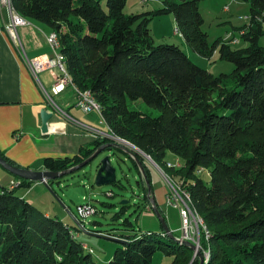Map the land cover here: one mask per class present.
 Masks as SVG:
<instances>
[{
    "label": "trees",
    "instance_id": "trees-1",
    "mask_svg": "<svg viewBox=\"0 0 264 264\" xmlns=\"http://www.w3.org/2000/svg\"><path fill=\"white\" fill-rule=\"evenodd\" d=\"M202 1L162 0L156 10L130 15L127 0H106L105 10L99 0H11V6L57 33L71 81L92 93L112 136L160 167H167L168 154L181 163L173 172L190 180L185 190L209 234L207 264H264V0H240L249 6V20L237 29L245 31L238 49L222 38L208 42ZM166 15L191 52L204 59L217 54L232 64L231 72L214 76L178 45L156 44L149 24ZM140 102L157 113L134 107ZM111 142L97 138L72 156L42 159L35 170H67ZM139 161L151 182V169ZM13 179L15 189L0 184V264H94L68 224L17 195L34 182ZM142 204L148 205L144 194ZM159 232L129 237L107 264H151L157 251L171 258L168 264H188L191 250Z\"/></svg>",
    "mask_w": 264,
    "mask_h": 264
},
{
    "label": "rangeland",
    "instance_id": "rangeland-1",
    "mask_svg": "<svg viewBox=\"0 0 264 264\" xmlns=\"http://www.w3.org/2000/svg\"><path fill=\"white\" fill-rule=\"evenodd\" d=\"M161 1L162 0H127L124 13L126 15L141 13V11H139L141 6L156 10L161 7ZM99 3L105 10L106 0H99ZM225 7L228 8V11L224 12ZM200 13L204 20L202 27L203 31L207 34L208 42L212 43L216 39L222 38L226 32L229 34L234 33L237 37V29L246 24L245 19L249 16V6L247 3L240 0H203L200 4ZM161 21H163L162 23L165 22V20ZM163 27L165 29L166 26ZM149 28L151 29L150 25ZM173 29L174 27H169L167 30H170L173 34ZM234 29L235 32H231V30ZM171 37L173 43H180V37L174 35ZM157 42L158 41L155 43L157 44ZM259 44L264 47V36L260 39ZM244 46L245 43L239 39L238 44L231 47L233 49H238ZM187 49L189 54L187 55L188 58L194 64L210 72L214 76L221 73H230L233 69L232 64L220 61L217 54L210 59H204L193 54L189 48ZM57 98V96L53 97L56 103ZM134 107H139L142 111L151 114L157 113L154 109H151L141 102ZM107 154L109 153H102L86 167L53 181L49 188L42 184H37L34 186L32 185L30 191L28 189L17 190V195L19 196L26 192L25 199L40 211H48L51 216L62 218V220L72 228L78 241L84 243L88 251H91V259L94 264H107L113 258L115 250L117 248H122L123 243L133 235L140 236L147 231L151 233H158L159 231L163 234L165 233L160 228L158 219L151 210L147 197L146 184L144 185V191H141L140 185L137 182L139 178L138 172L130 159L123 155L118 158L113 155L111 156V163L116 169V176L118 179L121 178V186L113 184L96 187L93 185L96 167L100 159ZM136 156L138 159H143L147 169H151L152 180L151 182L147 180L151 188L150 195L153 196L155 202L157 201L159 204L161 208L160 213L171 234L179 238L181 225L178 212L167 204V198L170 197L173 190L182 196V192L185 191V187L190 180L186 179L184 173L175 174L173 172L180 169L182 166L177 158L171 154L167 155V162L172 165L179 162L178 168L160 167L149 156L147 157V155L142 156L140 153H136ZM168 170H172V172ZM0 172V184L9 188V183L2 177H6L9 180H12L13 177L2 168H0ZM198 174L200 173L198 172ZM164 175L167 177V180ZM201 177L205 182L209 180L207 173H204ZM109 194H111V196ZM143 194L148 202L146 207L142 204ZM83 198H85V200ZM122 201H128V203L121 205ZM85 202L91 203L96 208L97 212L95 215L83 221V227L79 229L75 221L77 220L75 207ZM91 234H100L114 240L95 237ZM208 239L209 238H204L202 225L197 224V226H194L192 240L188 242L196 246L199 240L200 247L198 251L202 257L201 264H207L210 259V247L208 243H206ZM177 243L183 245L182 243ZM170 259L171 258L165 256L161 251H157L153 255L151 264H168ZM196 262L199 264V257L191 250L188 264Z\"/></svg>",
    "mask_w": 264,
    "mask_h": 264
},
{
    "label": "crops",
    "instance_id": "crops-1",
    "mask_svg": "<svg viewBox=\"0 0 264 264\" xmlns=\"http://www.w3.org/2000/svg\"><path fill=\"white\" fill-rule=\"evenodd\" d=\"M149 10L151 9L141 6L139 11ZM159 18H154L149 24L154 42L173 43L171 36L174 34L167 30L169 27H176L173 16L166 15ZM25 20L27 25L16 28L18 40L15 42L5 28L10 21L8 13L5 9H0V152L15 165L35 170L36 165L46 157L72 156L78 152L80 147L90 145L95 140V132L88 130L86 126L103 132L106 129L101 127L97 113L84 114L75 106L73 92L66 88L56 95L57 103L54 102L68 117L81 125L53 115L49 122L54 124L51 129L46 134L40 132L39 110L41 108L50 110L46 94H51L54 81L49 73L45 72L39 75L38 82L27 66L26 59L53 56L46 41L47 36L53 30L39 22ZM161 20L165 22L162 23ZM163 26H166L165 29ZM234 31L235 29L231 30V32ZM228 34L226 32L222 39ZM174 44L189 55L187 49L189 47L182 37H180V43ZM2 178L9 185L14 181L13 178L12 180ZM37 184L41 183L32 185ZM25 193L21 195L23 198L26 196ZM156 204L161 210L157 201ZM45 213L50 215L48 211ZM59 219L64 222L62 218Z\"/></svg>",
    "mask_w": 264,
    "mask_h": 264
},
{
    "label": "built area",
    "instance_id": "built-area-1",
    "mask_svg": "<svg viewBox=\"0 0 264 264\" xmlns=\"http://www.w3.org/2000/svg\"><path fill=\"white\" fill-rule=\"evenodd\" d=\"M0 9H5L9 16V24L5 26L7 32L9 33L10 37L13 41H17V33L16 28L22 27L27 25V22L25 18L19 16L16 14L11 6V0H0ZM224 11H228V8L225 7ZM249 18L247 17L245 19V23H247ZM245 33L244 30L237 31L238 36L234 35L233 33L226 35L223 38V42L226 44H229L230 46L237 45L239 41V37ZM173 34L175 36L181 37V34L179 32V29L177 27L174 28ZM47 44L50 46L53 56H40L33 59H26V64L31 70L33 76L35 79L39 82V75L42 73H49L50 77L53 79L54 83L51 89V95L46 94V100L48 101V104L50 106V110L48 112L52 113L54 116H58L61 119H64L66 121H72L73 123L79 124L77 121L72 120L70 117H68L60 107L56 105V103L53 100V96L59 95L62 93L66 88L71 89L74 95V102L75 106L84 114H88L91 112H95L99 115L100 118V125L101 127H104L106 130L105 132L94 129L92 127L86 126L88 130H93L95 132L94 137L95 139L100 138H107L110 139L113 136L110 134V130L106 123L104 122L102 116H101V107L96 102L94 96L89 90H82L78 88L70 79L64 63L63 56L59 53L60 48V42L59 37L56 32H51L47 38H46ZM54 124L49 123V128ZM55 130V129H53ZM167 167H173L178 168L179 162L177 164H170L167 163ZM204 169L200 168L198 170L199 173H201ZM165 176V175H164ZM165 179L167 180V177L165 176ZM19 186V181H13L10 185V189H15ZM182 196H180L175 190L172 191L170 194V197L167 198V204L172 206L174 209L177 210L180 225H181V233L180 237L178 238L179 243H182L183 241H189L192 240V234L194 226H197V224L202 225V229L204 231V238H209V234L206 230V227L204 226V223L202 219L198 216L196 210L194 209L192 205V201L190 198V194L187 190L182 192ZM111 196V194H109ZM85 200V198H83ZM76 217L77 220L76 223L78 225V228L82 229L83 227V221H85L87 218L93 216L96 214L97 210L96 208L89 202L82 203L80 205H77L75 207ZM198 245H196L197 249L199 246V240L197 241ZM86 248V246L84 247ZM91 252V251H90Z\"/></svg>",
    "mask_w": 264,
    "mask_h": 264
},
{
    "label": "water",
    "instance_id": "water-1",
    "mask_svg": "<svg viewBox=\"0 0 264 264\" xmlns=\"http://www.w3.org/2000/svg\"><path fill=\"white\" fill-rule=\"evenodd\" d=\"M53 114L48 112L45 108H41L39 110V119H40V132L42 134H46L49 131V122L52 119ZM112 141L111 143L101 146L98 149H96L87 159H85L83 162L79 163L78 165L61 171V172H52L48 170H32L28 168H22L18 166H14L10 164L4 157L0 155V168H2L4 171L9 173L11 176L19 178L21 180L27 181V182H34V183H41L45 187L49 188L47 185L48 181H55L58 179H61L67 175H70L76 171H79L80 169L86 167L90 163H92L98 156H100L102 153L108 152L109 154L105 155L102 159H100L97 167H96V173L94 177L93 185L96 187L106 186V185H113L116 180V169L111 163V149H119L122 153H124L128 158L133 159V161L136 163L139 172L141 173L142 178L145 181L146 187H147V197L148 201L151 207L152 212L156 215L158 222L160 224L161 229L168 235V237L175 241L179 242L178 238L174 237L170 230L167 227L166 222L164 221L160 210L158 209L155 199L153 196H151V188L149 185V182L145 179L144 176V170L142 167L141 162L139 161L138 157L136 156V153H140L142 156L145 154L141 152L138 148H136L131 143L117 138L112 137L110 138ZM148 157V156H147ZM128 201H122L121 205L127 204ZM95 237H100L103 239H109L114 240L110 237H105L100 234H91ZM182 244L186 247H188L190 250L194 252V254H197L199 257V264L202 263V257L199 253L197 247L190 242L183 241Z\"/></svg>",
    "mask_w": 264,
    "mask_h": 264
}]
</instances>
